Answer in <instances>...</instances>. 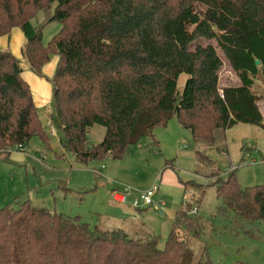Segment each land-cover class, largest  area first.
Segmentation results:
<instances>
[{
    "label": "trees",
    "instance_id": "1",
    "mask_svg": "<svg viewBox=\"0 0 264 264\" xmlns=\"http://www.w3.org/2000/svg\"><path fill=\"white\" fill-rule=\"evenodd\" d=\"M40 11L60 24L45 46L29 23ZM12 29L24 35L20 57L36 77L55 58L46 80L62 148L78 165L120 160L142 138L156 145L153 131L171 118L207 145L237 124L264 130L257 107L264 100V0H0V37ZM200 39L215 42L236 85L218 88L215 50L189 49ZM93 125L103 138L88 146ZM32 137L49 147L19 60L1 51L0 153L22 152ZM209 178H217L210 185L219 214L232 212L242 227L264 222V181L249 188L233 172ZM190 209L180 207L158 248L149 232L129 237L25 200L0 209V264H210L186 246L200 228Z\"/></svg>",
    "mask_w": 264,
    "mask_h": 264
},
{
    "label": "rangeland",
    "instance_id": "2",
    "mask_svg": "<svg viewBox=\"0 0 264 264\" xmlns=\"http://www.w3.org/2000/svg\"><path fill=\"white\" fill-rule=\"evenodd\" d=\"M45 16L40 11L29 21L31 27L40 28L43 46L60 28L56 21L46 22ZM8 37V45L2 46L0 52L13 54L19 60L21 73L25 70L30 73L20 57L24 35L12 29ZM195 45H210L221 60L218 88L235 85V78L215 42L200 39L189 49ZM43 76L50 90L46 80L50 77ZM184 80L185 75L181 74L177 80L179 91ZM47 96V101L34 102L49 147L38 137H32L23 146V152L12 150L8 156L0 153V209L6 206L15 209L17 203L28 200L33 207L78 217L91 227L120 230L129 237L149 232L157 238L158 248H162L175 214L188 204L196 209L191 219L200 227L196 237L186 239L195 260L206 257L210 264H264V222L242 227L232 212L219 214L215 188L210 185L219 177L209 178L210 174L224 178L233 172L240 187L262 184L264 130L237 124L217 132L214 143L207 145L193 142L190 134L171 118L165 127L153 131L156 145H151L148 137L142 138L137 145L129 146L120 160L105 158L78 165L62 148L63 138L57 129L50 92ZM262 106L264 118V103ZM103 133L102 127L93 125L87 133L88 146L98 144ZM152 187H156L152 206L138 210L130 206L133 200H138V195ZM125 188L130 190L127 204L114 203L110 193H122ZM250 227L251 232H247L245 228Z\"/></svg>",
    "mask_w": 264,
    "mask_h": 264
},
{
    "label": "crops",
    "instance_id": "3",
    "mask_svg": "<svg viewBox=\"0 0 264 264\" xmlns=\"http://www.w3.org/2000/svg\"><path fill=\"white\" fill-rule=\"evenodd\" d=\"M9 41L10 40H9L8 36L0 37V48L4 45L7 46ZM54 64H55V58L52 57L50 59V61L42 68V74H46L50 77L52 74L53 68H54ZM22 75L24 76V78L23 77L22 78L26 81V83L28 84V86L30 88L32 100H33V103L35 104V106H36V103L34 102V100H36V101L38 100L37 104H40L41 100L47 101L49 99V96H47V95L49 94L50 90H49V87L46 85V83L42 80V78H38L34 74H32L31 72L29 73L26 70L21 73V76ZM233 76H234V74H233ZM234 78H235V76H234ZM235 81L236 82H234V83L236 85L237 84L236 78H235ZM224 87H227V86H223L222 88H224ZM42 95H44V96H42ZM40 96H42V97H40ZM263 103H264V100L257 104V107H258L259 112L262 116V119H264L262 111H261V108L263 107L262 106ZM49 135L52 136L53 132H50Z\"/></svg>",
    "mask_w": 264,
    "mask_h": 264
},
{
    "label": "built area",
    "instance_id": "4",
    "mask_svg": "<svg viewBox=\"0 0 264 264\" xmlns=\"http://www.w3.org/2000/svg\"><path fill=\"white\" fill-rule=\"evenodd\" d=\"M19 149L20 147L17 148V150ZM154 191H156V187H152L146 193L138 195V200H133L130 203V206L134 209L152 206L154 204V200L152 197L154 194ZM129 193H130V190L128 188H125L122 193L111 192L110 199L116 204H127ZM195 213H196V209L191 208L189 211V214L192 215Z\"/></svg>",
    "mask_w": 264,
    "mask_h": 264
},
{
    "label": "water",
    "instance_id": "5",
    "mask_svg": "<svg viewBox=\"0 0 264 264\" xmlns=\"http://www.w3.org/2000/svg\"><path fill=\"white\" fill-rule=\"evenodd\" d=\"M254 63L257 65V64H258V61H257V60H255V61H254Z\"/></svg>",
    "mask_w": 264,
    "mask_h": 264
}]
</instances>
